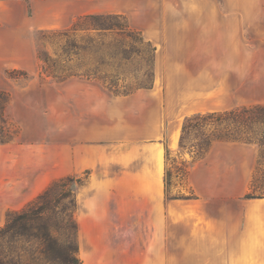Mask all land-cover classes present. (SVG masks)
Instances as JSON below:
<instances>
[{"label":"crops","instance_id":"0c3cea01","mask_svg":"<svg viewBox=\"0 0 264 264\" xmlns=\"http://www.w3.org/2000/svg\"><path fill=\"white\" fill-rule=\"evenodd\" d=\"M90 4L91 0H0V91L8 94L7 107L18 127L16 139L0 145V227L8 213L24 209L53 181L84 177L76 189L77 221L150 224V242L142 253L148 256L147 264H264V247L220 246L225 241L245 239L242 229L250 222L254 213L251 209L257 206L255 212L261 210L264 199H244L251 179L240 172L238 180V163L228 158L212 159L216 148L238 157L244 148L256 146L214 144L202 159L192 162L194 169L188 168L208 170L206 178L188 171V187L195 198L167 201L164 196L165 149L178 154L183 120L201 114L187 113L190 104L214 97L216 77L211 70L213 64L218 68V58L213 54L220 33L213 18L208 17L213 12L191 7L170 9V14L179 17L167 24L164 44L141 33L156 50L153 86L128 96H115L95 81L70 78L55 82L40 76L35 32L67 29L85 15L124 16L117 11L90 10ZM60 15L71 17L57 26L53 22ZM161 48L164 59L160 62ZM199 63L206 64L200 67ZM10 72L24 75L22 79L10 78ZM63 87L64 98L59 96ZM241 107L250 106L232 109ZM64 120L65 127L59 134V123ZM256 152L258 155V148ZM236 180L243 184L239 195L215 192L214 188H229L228 184ZM207 185L210 192L205 189ZM221 199L226 207L233 202L230 211V207L242 211L235 215L234 209L226 239L217 233L219 216L213 210ZM240 203H245L244 207ZM173 223H180L178 228L193 229L172 243ZM87 238L93 261L105 251L109 263L138 264L137 249H131L134 258L129 259L101 247L107 243L106 232H92ZM224 251L233 255L256 253L260 257L220 259ZM172 256H178L173 263Z\"/></svg>","mask_w":264,"mask_h":264},{"label":"trees","instance_id":"16d2710c","mask_svg":"<svg viewBox=\"0 0 264 264\" xmlns=\"http://www.w3.org/2000/svg\"><path fill=\"white\" fill-rule=\"evenodd\" d=\"M39 35L41 41L46 40L54 49L52 53L45 48L37 49L40 76L44 79L95 81L115 96H128L153 86L155 47L123 15H85L76 18L67 29L42 31ZM15 74L8 73L10 78H15ZM8 103V94L0 91V145L14 137L7 127ZM217 143L258 148L255 172L244 199H264V105L195 114L184 119L178 144L180 153L188 154L195 162ZM169 162L170 152L166 148L165 199H194L191 191L186 195L171 194L174 183ZM187 170L188 164L181 161L176 169L181 182L187 180ZM82 182L83 178L78 177L53 181L24 209L8 213L0 227V264H82L75 220L76 189Z\"/></svg>","mask_w":264,"mask_h":264},{"label":"rangeland","instance_id":"374dc122","mask_svg":"<svg viewBox=\"0 0 264 264\" xmlns=\"http://www.w3.org/2000/svg\"><path fill=\"white\" fill-rule=\"evenodd\" d=\"M204 8L213 12L212 17L214 23L217 24L220 36L216 44V55L218 58V68L216 64L212 66V75L216 77L213 83L214 97H204L198 99L195 103L190 104L188 112H198L205 114L207 112L226 111L240 106H251L256 104H264V0H91L90 10L94 11H117L122 12L128 19L132 27L141 31L144 37L148 39L158 40L164 44L166 29L169 22L177 21L178 14H170L172 8ZM71 16L60 15L53 24L62 26ZM226 33V35H223ZM233 36V38H232ZM240 36V37H239ZM38 32L34 33L35 47L37 49L45 48L52 53L53 47L49 42L41 41ZM202 52H205L204 49ZM160 62L164 59V49H160L159 53ZM214 59V58H213ZM203 58H200V62ZM203 64L199 63L202 67ZM210 74V73H209ZM24 73H16L15 78L22 79ZM25 79H28L24 76ZM154 83V82H153ZM162 86V84H160ZM38 88L39 86H35ZM67 87V85H66ZM66 87L59 89V96L65 97ZM45 96V95H44ZM49 111V109H48ZM48 114V113H47ZM196 114V113H195ZM7 127L10 133L14 134L12 140L18 135V127L11 119L9 107L6 109ZM194 114H191L192 116ZM188 116V117H190ZM45 117V115H44ZM49 118V115H48ZM184 121V120H183ZM66 120L59 123V134L65 127ZM183 124V122H182ZM49 128V125H48ZM14 139V140H15ZM190 139L188 140V142ZM188 145V144H187ZM216 152L212 156L213 161H224L228 158L235 164L240 165V171L237 176L238 180L241 177L240 172L244 175H250V179L255 172L257 148H244L238 157L229 152H223L220 148L215 149ZM174 161V162H173ZM185 161L188 168L194 169L191 157L186 153L173 154L170 152V168L172 170V183L171 194H188L190 188L188 187L187 180L180 181V176L177 174L176 169L180 168V162ZM191 174H201L206 178L208 170H187ZM175 176V177H174ZM84 178V177H80ZM238 180L236 183L230 182L229 188L223 186L214 188L218 193H229L233 196L239 195L242 191V185ZM206 191L210 192V187L207 185ZM192 192V191H191ZM246 193V192H245ZM244 193V194H245ZM233 202H229V206ZM242 207L245 203H240ZM226 203L219 202L217 207H214V213L219 216V227L217 233L222 239L230 236L232 222L234 220V209L226 207ZM243 210V208H242ZM235 212L239 215L240 210ZM239 212V213H238ZM250 222L245 230L246 237L244 240L238 241H225L220 245L225 248L233 246L248 247L253 250L264 247V207L250 214ZM78 232V257L82 264H112L107 261L109 255L102 251V255L98 256L96 261L91 259L90 252L93 249L88 243V237L92 232H106L108 239L106 244L101 247L107 249H114L120 253L121 258L127 256L129 259L134 258L131 255V249L138 251V264H147V254H142L146 249L150 237V224L132 222L122 223H79L75 217ZM180 223L171 224L172 243L177 241L176 238L185 235L188 230L193 227L178 228ZM240 230V231H242ZM169 232V231H168ZM227 236V237H226ZM256 237V239H254ZM95 246L98 247V239L95 241ZM229 251H224L225 254L219 255L220 259L227 260L233 257H245L250 259H257L259 254L252 253L247 255H233L227 254ZM129 253V254H126ZM230 253V252H229ZM89 258V259H88ZM178 256H172V263Z\"/></svg>","mask_w":264,"mask_h":264},{"label":"bare ground","instance_id":"6f19581e","mask_svg":"<svg viewBox=\"0 0 264 264\" xmlns=\"http://www.w3.org/2000/svg\"><path fill=\"white\" fill-rule=\"evenodd\" d=\"M257 209H258V207L257 206L256 207L254 206V207H252L251 211L252 212H255Z\"/></svg>","mask_w":264,"mask_h":264}]
</instances>
